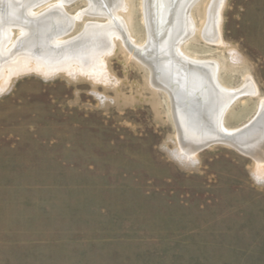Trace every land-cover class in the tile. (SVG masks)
<instances>
[{
	"label": "rangeland",
	"instance_id": "rangeland-1",
	"mask_svg": "<svg viewBox=\"0 0 264 264\" xmlns=\"http://www.w3.org/2000/svg\"><path fill=\"white\" fill-rule=\"evenodd\" d=\"M141 1L119 13L137 45ZM213 5L192 7L196 30ZM89 23L107 20L84 14L65 39ZM216 31L220 46L195 33L182 50L216 62L227 89L252 82L234 129L264 100V0H223ZM114 43L102 81L29 72L0 93V264H264V164L223 145L185 157L165 94Z\"/></svg>",
	"mask_w": 264,
	"mask_h": 264
},
{
	"label": "bare ground",
	"instance_id": "bare-ground-1",
	"mask_svg": "<svg viewBox=\"0 0 264 264\" xmlns=\"http://www.w3.org/2000/svg\"><path fill=\"white\" fill-rule=\"evenodd\" d=\"M78 1L0 0V93L11 77L29 72L44 78L64 73L102 81L104 59L113 53L114 40H119L148 71L150 86L165 94L177 145L185 157L223 145L264 164V100H259L246 124L234 129L225 126L235 101L257 94L252 82L241 90L227 89L219 80L216 62L193 58L182 50L195 33L207 44H222L216 26L223 0H213L215 6L208 11L202 30H196L191 15L199 0H142L145 39L139 45L129 37L119 15L128 12L126 0H82L88 8L70 16L66 7ZM84 14L106 18L107 23L85 24L81 33L65 39Z\"/></svg>",
	"mask_w": 264,
	"mask_h": 264
}]
</instances>
